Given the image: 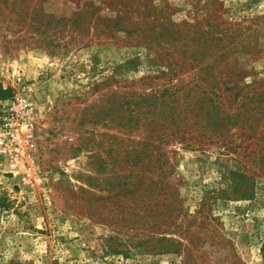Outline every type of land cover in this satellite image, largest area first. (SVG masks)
Wrapping results in <instances>:
<instances>
[{
    "label": "rangeland",
    "instance_id": "374dc122",
    "mask_svg": "<svg viewBox=\"0 0 264 264\" xmlns=\"http://www.w3.org/2000/svg\"><path fill=\"white\" fill-rule=\"evenodd\" d=\"M17 92L0 264H264V0H0Z\"/></svg>",
    "mask_w": 264,
    "mask_h": 264
},
{
    "label": "built area",
    "instance_id": "2783aa9c",
    "mask_svg": "<svg viewBox=\"0 0 264 264\" xmlns=\"http://www.w3.org/2000/svg\"><path fill=\"white\" fill-rule=\"evenodd\" d=\"M28 86V90H31ZM39 109L32 95L17 92L0 105V164L9 172L31 173L36 160Z\"/></svg>",
    "mask_w": 264,
    "mask_h": 264
},
{
    "label": "trees",
    "instance_id": "16d2710c",
    "mask_svg": "<svg viewBox=\"0 0 264 264\" xmlns=\"http://www.w3.org/2000/svg\"><path fill=\"white\" fill-rule=\"evenodd\" d=\"M167 116H169V115H167ZM171 118H173V117H171ZM167 127H170V126H166V128H167ZM167 131H168V130L165 129L163 132L166 133ZM185 132H187V131H185ZM159 133H160V132H157V134H159ZM169 133H170V132H169ZM169 133H168V134H169ZM173 134H175V133H173ZM182 138L184 139V137H182Z\"/></svg>",
    "mask_w": 264,
    "mask_h": 264
}]
</instances>
